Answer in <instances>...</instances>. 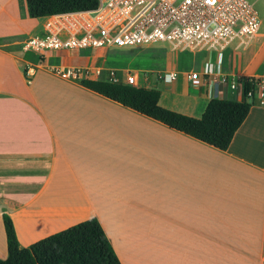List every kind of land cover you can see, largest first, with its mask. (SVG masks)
<instances>
[{
  "label": "crops",
  "instance_id": "obj_1",
  "mask_svg": "<svg viewBox=\"0 0 264 264\" xmlns=\"http://www.w3.org/2000/svg\"><path fill=\"white\" fill-rule=\"evenodd\" d=\"M44 18L0 0V259L5 213L21 248L96 218L121 264H264V109L251 106L221 151L77 81L27 78L20 45ZM248 47L236 76H264L260 30ZM69 54L47 63L85 66ZM203 90L195 106L167 105L163 91L159 105L200 118ZM219 97L239 100L230 85Z\"/></svg>",
  "mask_w": 264,
  "mask_h": 264
},
{
  "label": "built area",
  "instance_id": "obj_2",
  "mask_svg": "<svg viewBox=\"0 0 264 264\" xmlns=\"http://www.w3.org/2000/svg\"><path fill=\"white\" fill-rule=\"evenodd\" d=\"M260 27L258 13L247 0H97L92 10L45 17L41 32L25 39L20 51L29 58L24 74L31 78L50 55L165 43L172 52L203 54L204 71L190 70L185 77L192 87H203L209 99L220 98L223 87L230 85L238 101L264 109V76L234 77L224 72L222 63L226 50L248 47ZM54 70L71 81L143 87L137 73L64 66ZM156 78L171 85L178 73H157Z\"/></svg>",
  "mask_w": 264,
  "mask_h": 264
},
{
  "label": "trees",
  "instance_id": "obj_3",
  "mask_svg": "<svg viewBox=\"0 0 264 264\" xmlns=\"http://www.w3.org/2000/svg\"><path fill=\"white\" fill-rule=\"evenodd\" d=\"M31 18L92 10L97 0H26ZM79 84L111 101L191 136L221 151L227 150L245 120L251 104L246 100L212 98L200 118L159 105L160 91L103 80L83 79ZM7 257L0 264H121L99 221L90 218L45 237L26 248L17 241L11 218L2 214Z\"/></svg>",
  "mask_w": 264,
  "mask_h": 264
},
{
  "label": "rangeland",
  "instance_id": "obj_4",
  "mask_svg": "<svg viewBox=\"0 0 264 264\" xmlns=\"http://www.w3.org/2000/svg\"><path fill=\"white\" fill-rule=\"evenodd\" d=\"M247 1L254 5L261 22L260 32L264 34V0ZM246 48L229 50L224 54L222 59L223 67H225L227 71L230 70L228 71L230 73H232L231 70L234 71V77L236 74L240 73L239 70L241 67L245 66L247 62L249 47ZM69 57L71 59V65H85L76 68H98L103 71L116 69L119 71V74L125 72L137 73L140 84L143 85V87L152 86L160 92L163 91L166 94L165 102L167 103L165 104L168 105L175 102L174 105H170L176 106L175 108H179L182 103L195 106L197 105V101L193 99V96H201L204 94V90L201 86L192 87L189 82L185 80V73L190 70H195L197 72L204 71L203 54L172 52L165 43H157L149 47L87 51L80 54L73 51L70 52ZM82 59H84V62ZM44 64L41 70L56 74L54 68L59 67V65H48L47 61ZM166 71H175L178 73L176 91L173 92V94L171 90L167 88L168 85L156 79L157 73ZM143 78L147 80L144 83ZM154 80H157V82L154 83ZM184 97H187V99Z\"/></svg>",
  "mask_w": 264,
  "mask_h": 264
}]
</instances>
